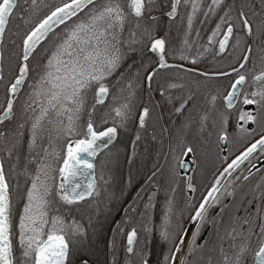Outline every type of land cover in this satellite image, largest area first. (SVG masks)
<instances>
[{"label": "snow or ice", "instance_id": "obj_1", "mask_svg": "<svg viewBox=\"0 0 264 264\" xmlns=\"http://www.w3.org/2000/svg\"><path fill=\"white\" fill-rule=\"evenodd\" d=\"M0 92V264H264V0H0ZM131 125L129 164L149 127L157 161L101 261L73 210L92 200L102 227L95 161Z\"/></svg>", "mask_w": 264, "mask_h": 264}, {"label": "flooded vegetation", "instance_id": "obj_2", "mask_svg": "<svg viewBox=\"0 0 264 264\" xmlns=\"http://www.w3.org/2000/svg\"><path fill=\"white\" fill-rule=\"evenodd\" d=\"M20 23L19 20H15L13 22V26L15 24ZM196 30H199V37L196 36ZM211 32V28L201 27L195 29L191 34L192 39L196 40L199 44H204L207 41V35ZM177 46L180 43L175 42ZM195 51V49H193ZM219 59V58H217ZM212 62V56L208 55L206 60L204 61L205 65H208ZM227 63V61H223ZM251 67V65H249ZM158 98V97H157ZM121 136L122 138H119ZM116 141H114L115 147L113 148V156L105 157L100 156L96 159V181L98 187L100 189V196L96 199L101 201V216L100 221H102V227L100 223H97V220H93V224L95 227L100 228V235L97 241V244L100 245V260L101 261H110L111 256L106 247L107 241L112 237V227L115 225L116 220H123L124 208L127 206L128 202L133 200L139 192L140 195L144 196V191L141 190L142 186L145 185V181L148 176L151 175L153 171V166L157 161V150L160 147L159 140L153 141L151 139V127H149L148 132L144 134L143 138L137 142L135 146V157L131 164L128 162V157L133 154V144L132 141L135 136V125H131L128 131H121ZM166 147V145H165ZM231 151L234 154H239V151L243 150V145L241 143H233L231 148H226L225 151ZM253 162H255V157H253ZM247 163V162H246ZM103 165V167H102ZM219 167V163L217 162L215 167L210 165L209 170L205 176L198 178V192L197 196L199 197L200 193L203 192L204 186L209 184L212 179V173L215 171V168ZM103 174V179H101V175ZM129 174L132 175L131 184L128 183ZM161 184V191L157 194V200L162 202L165 199V194L163 191L164 185L163 180L157 178ZM256 179H259L257 176ZM107 181V183H105ZM149 187V186H145ZM124 193L121 195V193ZM184 197V193L181 191H177L176 198L178 201L182 203ZM109 199L111 202L109 203ZM146 199V196H145ZM92 200H88L84 202L82 206L84 207L85 215L87 216L86 220H84L85 226L88 225V220L91 215V210L95 209L94 207H90L92 204ZM108 204L110 209L109 212L105 213L104 205ZM142 207V205H141ZM107 216V220H104V217ZM161 216V208L160 204H157V208L154 213V220L157 224H159ZM137 224L138 229L140 228V220H134ZM142 234V233H141ZM207 235V232L204 233ZM152 244V259L153 261L160 258V255L164 249V245L159 241V238L155 236ZM255 240V237L253 238ZM123 242V241H121ZM123 249L121 248L117 253V258L121 261L123 260Z\"/></svg>", "mask_w": 264, "mask_h": 264}, {"label": "trees", "instance_id": "obj_3", "mask_svg": "<svg viewBox=\"0 0 264 264\" xmlns=\"http://www.w3.org/2000/svg\"><path fill=\"white\" fill-rule=\"evenodd\" d=\"M60 2H61V0H45V3H47L49 5H56V4H59ZM204 3L205 4L210 3V0H204ZM46 11H47V9H43L41 15L44 12H46ZM180 12H181V14H185L186 13V10H185V7H184L183 3L180 6ZM14 21L15 20H13V22ZM201 21H204V23H201ZM214 24H215V18H210V19L205 21L203 15L199 14L194 19L193 31H195V29H197L199 27H207V28H211L212 29L214 27ZM182 38H183V30H182V28L180 30L174 29L173 30V34H172L173 43H175V42L180 43L182 41ZM2 95H3L2 92H0V99H2ZM102 111L103 110H101V113H102ZM101 113H98L97 116H96L97 123H99V115ZM109 124H111V121H109ZM119 138H122V137L119 136ZM13 182H15V181H13ZM84 210L85 209H84L83 206L81 207V209L79 211L73 210V215H75L76 219L80 220V222L82 224H84V220H86V218H87V216L85 215V211ZM90 213H91L90 218L96 221L97 217L95 215V209L91 210ZM123 218H124V216H123ZM134 220H139V215L138 214L136 215Z\"/></svg>", "mask_w": 264, "mask_h": 264}, {"label": "rangeland", "instance_id": "obj_4", "mask_svg": "<svg viewBox=\"0 0 264 264\" xmlns=\"http://www.w3.org/2000/svg\"><path fill=\"white\" fill-rule=\"evenodd\" d=\"M199 15V14H198ZM204 28H207V27H201V29H204ZM193 32V31H192ZM98 246L100 247V245L98 244ZM101 251V250H100Z\"/></svg>", "mask_w": 264, "mask_h": 264}]
</instances>
